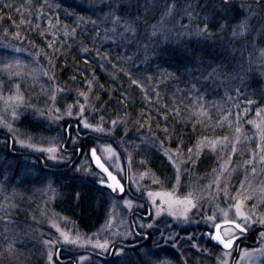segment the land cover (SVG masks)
<instances>
[{
  "label": "rangeland",
  "instance_id": "374dc122",
  "mask_svg": "<svg viewBox=\"0 0 264 264\" xmlns=\"http://www.w3.org/2000/svg\"><path fill=\"white\" fill-rule=\"evenodd\" d=\"M3 1L30 36L0 15V95L4 97L0 99V133L13 142L11 146L7 137L0 136V264H61L57 261L60 248L84 252L70 257L73 261L70 264H222L225 259L232 264L236 249L224 257L225 251L211 242L209 233H213L214 226L207 218L215 214L216 223L224 222L219 209H228L241 183L244 184L241 196L252 197L246 200L247 209L254 211L256 217L264 215V199H261L264 165L258 162L264 154L261 151L264 142L255 127L260 123L264 128V0H230L226 7L220 5V0ZM79 7L87 10L88 17L68 10ZM117 16L121 18L118 20ZM206 18L208 33L201 34ZM245 21L247 29L238 28ZM65 22L69 26H63ZM70 26L74 29H69ZM234 31L242 34L233 35ZM34 41H39L40 45ZM82 41L89 43L82 44ZM75 48L80 54L93 58L112 55L119 60L121 55L127 54L128 62L143 70L168 55L186 56L189 65L185 72L197 75V90L207 85L221 96L217 112L222 118V127L232 129L227 141L217 139L221 143L215 151L208 147L209 141L215 140H205L191 152H177L147 136L125 138V163L111 142L99 140L112 138L121 127L113 128L108 119L95 111L94 85L87 84L86 88L78 90L68 89L59 82V61L69 60ZM193 53H197L194 59L191 58ZM116 63L121 65V60ZM17 72L19 76L15 75ZM255 81L260 82L258 96L246 91ZM17 84L23 102L15 108L13 118V108L6 105L5 100L17 94ZM176 89V94H181ZM249 100L253 103L249 104ZM81 105L84 107L82 115ZM258 111L260 116L256 115ZM85 120L93 127H103L105 132L84 128ZM250 120L254 123H248ZM4 124L10 125L12 130ZM71 124L79 125L82 135L91 138L80 141L72 131L70 149L82 145L86 153L69 173L46 171L38 157L49 168H66L71 164L73 156L64 151L67 127ZM236 128H240L239 133ZM109 129L112 130L109 132ZM237 135L240 143L235 144L237 151L231 154ZM28 143L34 147L25 146ZM201 144L203 147H199ZM38 148H55L56 151L48 153ZM91 148L98 151L122 181L128 176L133 193L148 203L151 219L146 222L135 219L134 222L138 230L153 235L149 246L134 251L119 248L110 255L112 247L118 243L135 241L131 215L136 210L145 211L142 204L131 201L127 195L100 190L98 205L103 208V223L92 234L83 232L58 211V205L65 203L68 197L67 186L71 182L95 185L104 180L92 166ZM107 148L114 150L111 159L110 153L105 151ZM12 151L21 155H14ZM254 152L257 156L255 174L251 172L252 165L245 163ZM50 155H55L56 159H49ZM156 156L168 167L159 183L153 182L156 178L152 163ZM225 161L230 164L228 171L221 175ZM176 167H179V184L176 183ZM145 172L148 174L142 178ZM218 176L219 192L214 182ZM173 189L180 198L189 191L198 197L197 207L187 213V220L169 215L167 205L159 198L153 203L154 197L148 195ZM253 204H256L255 209ZM234 211H229L230 219ZM257 228L262 230L257 231L256 240L251 243L257 245L240 246L235 264H264L261 251L264 237L260 235L264 225L251 224L248 232L252 234ZM61 232L77 242H65ZM97 242L107 243V250L96 247ZM50 251L52 261L48 260ZM245 251L251 255L245 256ZM18 253L23 255L19 257ZM67 255L62 252L60 259L65 261L69 258Z\"/></svg>",
  "mask_w": 264,
  "mask_h": 264
},
{
  "label": "trees",
  "instance_id": "16d2710c",
  "mask_svg": "<svg viewBox=\"0 0 264 264\" xmlns=\"http://www.w3.org/2000/svg\"><path fill=\"white\" fill-rule=\"evenodd\" d=\"M68 10L74 15L88 17L87 10L81 7ZM0 15L30 36V32L3 0H0ZM63 26L69 25L65 22ZM69 29H74V26ZM34 42L40 45L39 41ZM87 43L89 41H82V44ZM193 54L191 58L194 59L197 53ZM170 56L154 61L149 69L143 70L129 63L127 54L121 55L119 60H115L112 55V58L102 55L101 59L80 54L75 48L71 50L69 60L65 63L59 61L58 79L68 89L82 90L87 84L94 85L92 98L95 100V111L108 119L109 123L115 120L117 127H121L108 139L123 155V142L126 144V139L135 136L153 138L168 149L179 152L194 149L205 140L227 137L232 129L222 127V118L217 112L221 106L219 93L207 85L197 90V75L185 72L189 65L186 56ZM120 60L121 65L116 63ZM176 87L181 94H176ZM259 90V81L248 85L246 89L250 95L255 96H258L256 94ZM124 129H128L127 133ZM155 158L152 163L155 178L163 180L168 167L161 163L162 158ZM67 187L68 197L65 203L58 205V211L74 221L83 232L92 234L103 223V208L98 205L101 189L96 184L76 181ZM18 254L19 257L23 255ZM187 256L197 258L195 255Z\"/></svg>",
  "mask_w": 264,
  "mask_h": 264
},
{
  "label": "snow or ice",
  "instance_id": "6c2138e0",
  "mask_svg": "<svg viewBox=\"0 0 264 264\" xmlns=\"http://www.w3.org/2000/svg\"><path fill=\"white\" fill-rule=\"evenodd\" d=\"M230 0H220V5L222 7H226L229 4ZM174 7V5H173ZM169 14H171V10H169ZM121 17L117 16L116 19H120ZM218 23V22H215ZM248 27L247 21L241 23L240 25H238V28H240L241 30H246ZM208 22H207V18L206 21L204 23V27L201 30V34L204 33H208ZM238 34H242V32H233V35H238ZM6 67L11 68V65H7ZM16 76H19L20 73L17 72L15 73ZM135 83V81H133ZM16 89H17V94L14 96H9L6 100H5V104L9 105L13 108L12 111V116L13 118L16 117V111L15 108L18 107L22 102H23V96L21 94H19V85H16ZM81 95H83V93H81ZM0 99H4V97L2 95H0ZM52 100H55V96L51 97ZM85 99H87V97H85ZM249 104L253 103V101L249 100L248 101ZM81 115L83 114L84 111V107L83 105H81L80 109H79ZM247 111V110H246ZM71 113V109L68 110V115L70 116ZM204 115H207V113H203ZM257 116H260V112L258 111L256 113ZM112 126L113 128L116 125V121L113 120L112 122ZM248 123H254V121H248ZM5 127H7L9 129V131H11V126L4 124ZM84 128H91L93 131L98 132V133H102L105 132V129L103 127L100 126H96L93 127L92 125H90L86 120L83 123ZM255 127L259 130V134L261 137L262 142H264V128L261 127L260 123H256ZM112 129H109L108 131L110 132ZM236 132L239 133L240 132V128H236ZM207 139V138H205ZM224 141H227V137L223 138ZM22 144H24V141H21ZM221 141L220 140H215V141H209L208 143V147L211 148V150L215 151L216 150V146L217 144H220ZM240 143V137L239 135H237L236 139H235V143L233 145V147L231 148V154H235L237 149L235 147V144H239ZM25 146L32 148L34 147L33 144L28 143ZM199 147H203V145H199ZM38 151H42V152H48V153H54L56 151L55 148H38ZM106 152L110 153L109 155V159H111V155H114V150H112L111 148H107L105 149ZM179 152V150H177ZM189 152L192 151V149H188ZM262 152H264V149H261ZM165 155H167V152L165 153ZM91 156L92 158L95 160L96 162V166L103 171L104 173L107 174V178L109 180L112 181V183L107 184V187L110 188L113 192H116L117 189H119L120 193L124 192V188L123 185L120 183V181L117 179L116 176H114L108 169V167L105 166V163L101 161V158L97 155L96 153V149H92L91 150ZM49 159H56L55 155H50ZM168 159L170 161H172L173 165L175 166V161L172 159L171 156L168 157ZM257 160V156L256 153H252L251 159H249L248 161H246V165L250 164L252 165L251 168V172L253 174H255L256 172V163ZM261 165H264V154L260 155L259 157V161H258ZM143 163V161H142ZM131 164V158H129V165ZM230 164V161H225V163L222 165V171H221V175H223L224 172L228 171V165ZM176 183L179 184V167H176ZM148 173L145 172L142 174V178L143 176H146ZM219 176L216 178V180L214 181L217 185V191L219 192ZM154 183H159L158 180L154 179L153 180ZM101 183H104V180H101ZM209 187H211V185H209ZM244 191V184L241 183L240 184V191L237 192L236 196L232 197L233 203L229 205L228 209H219L221 215L224 217V224H220V223H216V216L215 214H213L212 216H209L207 219L213 223V226L215 228V233H209V235L211 236V238L216 241L219 245H221L223 247V249L225 250H231L233 248V245L235 244L236 240L239 239V234H243L246 233L249 230V227L251 224L254 223H259L261 225H264V215L256 217L255 212L252 211L251 209H247V205H246V200L252 199V197L250 195H245V196H241V192ZM176 190L173 189V191H160V192H149L148 195L150 197H154L153 199V203H156V199L155 198H159L163 204L167 205V209H168V213L169 215H172L174 217H176L177 219L179 218H183L184 220L188 219L187 213L193 209L197 207V199L198 197L196 196V194L193 191H189L186 193V195L183 196V198H180L179 196H177L175 194ZM224 195L227 197L228 196V192L225 190ZM261 199H264V189H261ZM128 203V202H126ZM130 206V204H129ZM256 204H253L252 208L255 209ZM179 209V210H177ZM232 209H234V214L233 217L230 219L229 218V211H231ZM160 215V210L157 211V216ZM224 225H230L231 227H227L224 228ZM55 226V225H54ZM149 227H151V225H149ZM222 228H224V231L222 232ZM59 231V229H57ZM61 235L63 236L65 242H70V243H76V240H70L68 234L61 232ZM260 235L262 237H264V232L260 233ZM45 243H51L46 241ZM96 247L102 248L107 250V243H99L97 242V244L95 245ZM262 252H264V249H261ZM224 257H228L230 256V252L229 251H225L223 253ZM245 256H250L251 254L248 253L247 251H245L244 253ZM48 260L52 261V253L51 251L48 253ZM222 264H228L227 260H223Z\"/></svg>",
  "mask_w": 264,
  "mask_h": 264
},
{
  "label": "flooded vegetation",
  "instance_id": "af4514ba",
  "mask_svg": "<svg viewBox=\"0 0 264 264\" xmlns=\"http://www.w3.org/2000/svg\"><path fill=\"white\" fill-rule=\"evenodd\" d=\"M72 131H74L75 135H76V138H78L80 141H88L89 138H84V136L82 135L81 131L79 130H76L72 124L69 125L67 127V140H66V143L64 145V151L66 152V154L68 156H73V159H72V162H71V165L72 167H74V165H76L78 163V161L81 159V157H83V155L86 153L84 152V147L81 145L79 147H75V148H72L70 149V144H71V141L73 139L72 137ZM89 145V144H87ZM92 149V148H91ZM90 149V150H91ZM70 165V166H71ZM60 171H65V169L63 170H60ZM126 180L123 181V183L125 184ZM129 190L131 193H128L127 191L124 192L123 196L127 195L131 201H134L136 203H140L143 205V207L145 208V211H142V210H136L132 213L131 215V229H132V232H133V235H134V239L135 241L134 242H128V243H124V245L127 247V248H123L124 250H131V251H134V250H138L142 247H145V246H149L152 242V238H153V235L151 236V234L147 233V232H143V231H140L138 230L134 220L135 219H140L142 221H149L151 219L150 218H146V216L148 215V208H147V205L145 204V201L143 198L139 197L138 195H136L135 193H133V191L131 190V187H130V184H129ZM257 233V231H254L252 234H250L248 231L247 233L245 234V236L243 237V239L238 242L236 245L238 244H242L243 247H255L257 244H251L252 241L256 240V237H255V234ZM145 236H147V240L145 238ZM119 245V243L115 246L112 247L111 249V252L113 253L115 251V249H119V247H117ZM114 247H116L114 249ZM235 250V249H234ZM69 258L66 259L65 261H63V263L65 264H70L72 263L73 261L71 260L70 257L74 256L73 254H70L68 253L67 255ZM239 256V248L236 249L235 251V258H234V261H236L237 257ZM60 258V257H59ZM235 264V263H233Z\"/></svg>",
  "mask_w": 264,
  "mask_h": 264
},
{
  "label": "water",
  "instance_id": "95a60500",
  "mask_svg": "<svg viewBox=\"0 0 264 264\" xmlns=\"http://www.w3.org/2000/svg\"><path fill=\"white\" fill-rule=\"evenodd\" d=\"M75 127V129H78V126L77 125H75L74 126ZM3 136H5V135H3ZM5 137H7V136H5ZM9 142H10V145L12 146L13 145V142H12V140L9 138ZM96 153H97V155L99 156V154H98V152H97V150H96ZM100 157V156H99ZM90 158H91V161H92V164H93V166H94V168L105 178V181H104V183H98V185L100 186V187H104V188H107V189H109L111 192H113L110 188H108L107 187V184H109V183H112V181L111 180H109L108 178H107V174L106 173H104L103 171H101L97 166H96V162H95V160L92 158V156H91V152H90ZM101 158V157H100ZM101 161L102 162H104L103 160H102V158H101ZM105 166L106 167H108L106 164H105ZM108 169H109V171L114 175V176H116L117 177V179L120 181V183L123 185V188H124V192L125 191H127L128 193H130V191H129V180H127L126 181V184H123L122 182H121V180L119 179V177L116 175V174H114L112 171H111V169L108 167ZM117 193H119L120 195H122V194H124V192L123 193H120V191H119V189H117V191H116ZM116 192H113V193H116ZM146 205H147V203H146ZM147 219L148 218H150V214L146 217ZM220 224H224V222H221ZM226 227H231L230 225H224V228H226ZM223 229V228H222ZM215 233V229H214V232H213V234ZM247 233V232H246ZM246 233H243V234H240L239 235V239L238 240H236V242L237 241H239L240 239H242L243 238V236H244V234H246ZM145 238H146V240L148 239L147 238V236H145ZM211 242L214 244V245H216L217 247H219V248H222L223 249V247L221 246V245H219L216 241H214L212 238H211ZM236 242H235V244H236ZM234 244V245H235ZM234 245H233V248H234ZM118 247H122V248H127L125 245H123V244H119L118 245ZM116 248V247H115ZM114 248V249H115ZM232 248V249H233ZM231 249V250H232ZM223 250H225V249H223ZM231 250H225V251H231ZM62 251H67V252H69V253H72V254H82V253H84V252H73V251H71V250H68V249H66V248H60L59 250H58V254L60 253V252H62ZM91 254H93L94 255V253H91Z\"/></svg>",
  "mask_w": 264,
  "mask_h": 264
}]
</instances>
